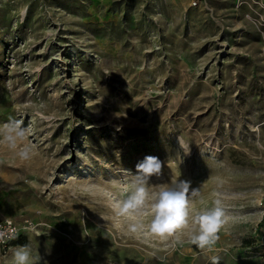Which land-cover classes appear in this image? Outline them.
<instances>
[{
  "label": "rangeland",
  "instance_id": "1",
  "mask_svg": "<svg viewBox=\"0 0 264 264\" xmlns=\"http://www.w3.org/2000/svg\"><path fill=\"white\" fill-rule=\"evenodd\" d=\"M194 1L0 0V126L31 148L0 145V222L29 223L0 264L19 241L40 264H264V0ZM148 155L150 190L188 180L196 210L221 194L211 249L115 216Z\"/></svg>",
  "mask_w": 264,
  "mask_h": 264
},
{
  "label": "clouds",
  "instance_id": "2",
  "mask_svg": "<svg viewBox=\"0 0 264 264\" xmlns=\"http://www.w3.org/2000/svg\"><path fill=\"white\" fill-rule=\"evenodd\" d=\"M25 135L26 130L21 124L10 120L0 126V145L16 151L21 159H27L30 146L19 147ZM135 168V173L125 170L129 176L116 186L114 193L109 194V206L116 217L127 219L128 232L161 240L173 238L175 243L186 237L189 243L201 250L211 249L217 233L226 223L221 194L216 192L211 205L196 210L190 201L199 198L200 192L192 188L188 180L177 178L155 190L149 189L153 177L162 175L163 165L158 157L145 156ZM8 238H15L14 234ZM40 260L41 257L24 245L13 251L10 264H40Z\"/></svg>",
  "mask_w": 264,
  "mask_h": 264
},
{
  "label": "built area",
  "instance_id": "3",
  "mask_svg": "<svg viewBox=\"0 0 264 264\" xmlns=\"http://www.w3.org/2000/svg\"><path fill=\"white\" fill-rule=\"evenodd\" d=\"M199 0H195L194 4H197ZM29 223L26 221V225L24 226L21 223H17L14 219H5L0 222V244L6 243L11 240L8 238L9 235L18 236L24 230L27 229Z\"/></svg>",
  "mask_w": 264,
  "mask_h": 264
},
{
  "label": "trees",
  "instance_id": "4",
  "mask_svg": "<svg viewBox=\"0 0 264 264\" xmlns=\"http://www.w3.org/2000/svg\"><path fill=\"white\" fill-rule=\"evenodd\" d=\"M17 240L19 241V239H17ZM17 240H16V241H17ZM16 241H15V242H16ZM18 244H20V245H25V242L19 241Z\"/></svg>",
  "mask_w": 264,
  "mask_h": 264
},
{
  "label": "bare ground",
  "instance_id": "5",
  "mask_svg": "<svg viewBox=\"0 0 264 264\" xmlns=\"http://www.w3.org/2000/svg\"><path fill=\"white\" fill-rule=\"evenodd\" d=\"M124 170H122V172H123Z\"/></svg>",
  "mask_w": 264,
  "mask_h": 264
}]
</instances>
